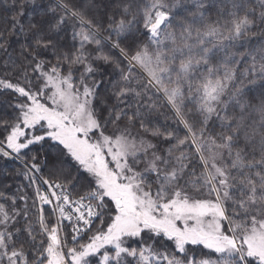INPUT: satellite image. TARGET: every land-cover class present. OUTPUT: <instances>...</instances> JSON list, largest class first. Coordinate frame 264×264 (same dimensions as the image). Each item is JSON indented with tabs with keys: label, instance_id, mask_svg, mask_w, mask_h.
Segmentation results:
<instances>
[{
	"label": "snow or ice",
	"instance_id": "obj_1",
	"mask_svg": "<svg viewBox=\"0 0 264 264\" xmlns=\"http://www.w3.org/2000/svg\"><path fill=\"white\" fill-rule=\"evenodd\" d=\"M0 9V264H264V0Z\"/></svg>",
	"mask_w": 264,
	"mask_h": 264
},
{
	"label": "trees",
	"instance_id": "obj_2",
	"mask_svg": "<svg viewBox=\"0 0 264 264\" xmlns=\"http://www.w3.org/2000/svg\"><path fill=\"white\" fill-rule=\"evenodd\" d=\"M9 2H11V0H9ZM5 14H8L4 9H0V16H3V15H5ZM111 69H109V71H110ZM253 119L254 120H258L259 119V117L258 116H254L253 117ZM5 167H9L10 165H4Z\"/></svg>",
	"mask_w": 264,
	"mask_h": 264
}]
</instances>
